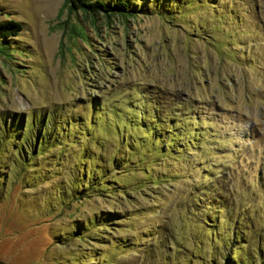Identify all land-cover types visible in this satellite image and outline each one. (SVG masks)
I'll list each match as a JSON object with an SVG mask.
<instances>
[{
  "label": "rangeland",
  "instance_id": "374dc122",
  "mask_svg": "<svg viewBox=\"0 0 264 264\" xmlns=\"http://www.w3.org/2000/svg\"><path fill=\"white\" fill-rule=\"evenodd\" d=\"M124 1L0 0V264H264V0Z\"/></svg>",
  "mask_w": 264,
  "mask_h": 264
},
{
  "label": "trees",
  "instance_id": "16d2710c",
  "mask_svg": "<svg viewBox=\"0 0 264 264\" xmlns=\"http://www.w3.org/2000/svg\"><path fill=\"white\" fill-rule=\"evenodd\" d=\"M71 8L80 9L85 12L95 13L102 11L104 13L109 12H118L125 14L128 11L127 3L124 0H114L110 4L105 3L102 0H65ZM21 28V23L18 20H14L11 18L0 20V40H5L10 35H16L18 30ZM27 148V144L25 146ZM232 241H238L237 234L234 233L232 238L227 240V245L225 244L224 249L231 246ZM227 253H225L224 259ZM226 261H224V264Z\"/></svg>",
  "mask_w": 264,
  "mask_h": 264
}]
</instances>
